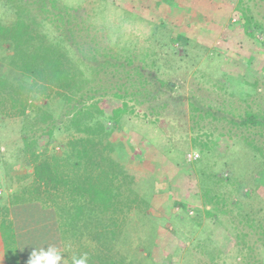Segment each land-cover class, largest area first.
Listing matches in <instances>:
<instances>
[{
  "label": "rangeland",
  "instance_id": "obj_1",
  "mask_svg": "<svg viewBox=\"0 0 264 264\" xmlns=\"http://www.w3.org/2000/svg\"><path fill=\"white\" fill-rule=\"evenodd\" d=\"M60 1L89 6L92 0ZM95 6L100 13L94 20L103 27L105 42L121 57L132 53L135 65L146 55L147 67L173 86L152 113L124 96L133 111L111 138L128 151L142 150L143 166L167 188L151 211L159 226L154 239L134 220L129 225L133 241L121 245L122 251L139 259L137 264H264V160L243 142L245 136L254 138L264 151V130L255 128L257 134L236 125L247 113L264 116V0H175L158 25L127 0H95ZM246 8L259 22L252 31L244 29ZM111 69L113 77L103 76L104 89L123 93L130 80L123 68ZM241 78L247 82L238 83ZM45 102L58 117L59 98L37 101ZM194 103L201 110L194 111ZM8 110L0 104V197L9 182L8 191L32 172L28 155L20 151L25 118L7 115ZM71 134L56 129L51 140L39 136L36 153L60 155ZM207 137L221 143L230 138L226 156L201 148L197 141ZM188 152L199 157L188 161ZM205 182L210 194L202 188ZM211 206L213 214L207 216L205 208ZM28 261L22 258L20 264Z\"/></svg>",
  "mask_w": 264,
  "mask_h": 264
},
{
  "label": "trees",
  "instance_id": "obj_2",
  "mask_svg": "<svg viewBox=\"0 0 264 264\" xmlns=\"http://www.w3.org/2000/svg\"><path fill=\"white\" fill-rule=\"evenodd\" d=\"M127 1L158 25L175 0ZM88 3L0 0V104L9 105L7 115L25 118L20 151L32 164V172L23 181H15L10 191L13 183L9 182L0 197V239L6 264H20L34 248L49 245L62 250L65 264H71L72 255L83 253L88 254V264H137L139 259L121 249L133 241L129 225L135 220V226L146 228L150 240L159 229L151 211L155 198L167 188L143 166L142 150L128 151L111 138L122 129L125 114L133 111L134 105L124 96L152 113L157 99L168 96L173 86L147 67L146 55L135 65L129 57L132 53L121 57L109 46L103 27L94 20L100 7L95 0ZM243 12L244 29L252 31L254 22H259L247 14V8ZM111 67L123 68L130 80L123 84V93L104 89L103 76L114 75ZM246 82V78L238 80ZM53 95L61 102L58 117L49 102L37 103ZM200 108L194 103V111ZM240 118L236 125L264 130L262 114ZM56 129L72 133L61 154L36 153L37 138L45 135L51 140ZM206 140L197 142L223 157L232 146L228 137L224 143L219 138ZM243 140L264 160L254 138ZM201 174L208 178L205 171ZM202 188L210 194L208 182ZM213 210L207 207L205 214L211 216Z\"/></svg>",
  "mask_w": 264,
  "mask_h": 264
},
{
  "label": "clouds",
  "instance_id": "obj_3",
  "mask_svg": "<svg viewBox=\"0 0 264 264\" xmlns=\"http://www.w3.org/2000/svg\"><path fill=\"white\" fill-rule=\"evenodd\" d=\"M88 254L72 255L71 264H88ZM64 255L61 249L54 245L46 248L33 249L28 264H63Z\"/></svg>",
  "mask_w": 264,
  "mask_h": 264
},
{
  "label": "built area",
  "instance_id": "obj_4",
  "mask_svg": "<svg viewBox=\"0 0 264 264\" xmlns=\"http://www.w3.org/2000/svg\"><path fill=\"white\" fill-rule=\"evenodd\" d=\"M186 157L188 161H192V160H196L199 157V155L196 152H188L186 154Z\"/></svg>",
  "mask_w": 264,
  "mask_h": 264
},
{
  "label": "crops",
  "instance_id": "obj_5",
  "mask_svg": "<svg viewBox=\"0 0 264 264\" xmlns=\"http://www.w3.org/2000/svg\"><path fill=\"white\" fill-rule=\"evenodd\" d=\"M0 264H6L4 260V255H3V247L0 239Z\"/></svg>",
  "mask_w": 264,
  "mask_h": 264
}]
</instances>
